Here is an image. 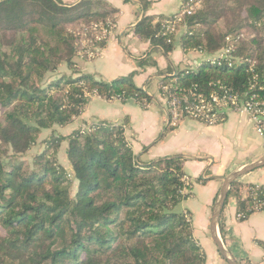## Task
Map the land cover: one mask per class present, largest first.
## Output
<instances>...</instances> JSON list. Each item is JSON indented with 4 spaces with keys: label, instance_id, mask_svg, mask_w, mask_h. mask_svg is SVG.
Wrapping results in <instances>:
<instances>
[{
    "label": "trees",
    "instance_id": "1",
    "mask_svg": "<svg viewBox=\"0 0 264 264\" xmlns=\"http://www.w3.org/2000/svg\"><path fill=\"white\" fill-rule=\"evenodd\" d=\"M141 3L147 10L149 2ZM121 13L107 0L0 1V264H206L183 207L193 194L186 159L143 163L126 136L129 117L84 123L67 136L54 131L40 153L24 159L44 131L74 123L93 97L144 110L153 103L135 81L157 66L152 53L109 82L81 71L78 59L93 60L105 49ZM178 14L144 15L133 29L153 52L168 55L179 45L205 56L196 70L162 80L163 99L225 90L264 97V0H202L179 34L167 33L165 21ZM63 142L71 170L59 161ZM257 199L264 201V184L237 179L224 210L234 200L244 221L264 209ZM219 229L225 241L221 221Z\"/></svg>",
    "mask_w": 264,
    "mask_h": 264
},
{
    "label": "crops",
    "instance_id": "2",
    "mask_svg": "<svg viewBox=\"0 0 264 264\" xmlns=\"http://www.w3.org/2000/svg\"><path fill=\"white\" fill-rule=\"evenodd\" d=\"M64 1L76 3L80 0ZM107 1L121 9V16L100 55L90 61L78 59L81 71L109 82L137 70L138 59L152 53L157 66L140 72L135 76V81L153 97V103L144 110L134 102L122 103L93 97L86 111L74 123L54 127L53 131L67 136L84 123L98 119L120 122L129 117L126 136L143 163L168 156H183L187 175L193 183L192 197L183 203V207L192 213L195 238L207 254L206 264H228L211 237L213 207L223 178L264 156V138L257 133L246 113L229 114L225 122L217 125H206L195 119H182L176 125L170 123L164 99L159 93L162 80L176 75L179 70L198 68L205 56L195 51L184 52L179 45L168 55L162 50L153 52L151 44L136 37L133 29L144 15L166 17L176 14L183 0H147V10L141 0ZM156 84L158 96L149 91ZM171 126L174 128L171 129ZM67 148V142H63L59 161L71 170ZM238 180L244 184H264V166ZM220 221L225 228L223 242L237 264H264V247L259 243L264 242V209L239 221L236 202L230 200ZM219 235L222 236L220 229Z\"/></svg>",
    "mask_w": 264,
    "mask_h": 264
},
{
    "label": "built area",
    "instance_id": "3",
    "mask_svg": "<svg viewBox=\"0 0 264 264\" xmlns=\"http://www.w3.org/2000/svg\"><path fill=\"white\" fill-rule=\"evenodd\" d=\"M201 2L202 0H183L180 11L176 13L179 14L174 19L165 21L166 32L179 34L177 27L181 26L184 16L192 15L200 8ZM183 32L186 30L184 29ZM103 35H107L106 30ZM227 53L230 55V49L226 50L224 54ZM222 57L229 59L227 55ZM227 64L232 66L233 62L227 61ZM164 103L168 110L170 123L173 125L184 118L195 119L207 125H217L224 121L229 114L246 113L253 121L257 133L264 138V97L261 98L258 94L244 98L225 90L223 94L214 93L209 98L199 95L195 96L193 100H190L188 96H171L168 99L164 98ZM82 129L84 130L86 127L83 126ZM185 179L187 182H191L188 176H185ZM247 191L249 190L247 189ZM255 202L258 208L264 205V201L259 199Z\"/></svg>",
    "mask_w": 264,
    "mask_h": 264
},
{
    "label": "water",
    "instance_id": "4",
    "mask_svg": "<svg viewBox=\"0 0 264 264\" xmlns=\"http://www.w3.org/2000/svg\"><path fill=\"white\" fill-rule=\"evenodd\" d=\"M263 166H264V156L260 158L258 161H255L241 169L236 170L230 175L225 176L223 178L224 179L223 185L215 200L212 217H211V225H210L211 237L215 242V244L217 245L220 254L227 261L228 264H237V261L235 260V258L229 251L228 247L225 245V243L223 242V240L219 235V222L225 207L230 186L232 182L237 180L239 177L247 174L250 171L261 168Z\"/></svg>",
    "mask_w": 264,
    "mask_h": 264
},
{
    "label": "rangeland",
    "instance_id": "5",
    "mask_svg": "<svg viewBox=\"0 0 264 264\" xmlns=\"http://www.w3.org/2000/svg\"><path fill=\"white\" fill-rule=\"evenodd\" d=\"M0 1H2V0H0ZM103 37H105L106 35H102ZM111 36V35H110ZM109 39H110V37H109ZM109 41V40H108ZM100 55V54H99ZM197 68H195V70H196ZM66 72L67 71V69H65V68H63L62 70H61V72ZM67 72H69V71H67ZM70 73V72H69ZM155 87H150V89H149V91L151 92V93H153V95H156V96H158V85L156 84V85H154ZM85 124H82L81 125V127H83ZM56 128V127H55ZM57 128H59V127H57ZM53 130H49L48 132L46 131V133L44 134V135H42V136H40V139H39V141H38V143H37V145L24 157V159H26V160H32V158L36 155V154H38V153H40L41 151H42V148H43V142H44V140L45 139H47L50 135H52L53 134ZM56 132V131H55ZM48 133V134H47ZM57 134H58V132H57ZM60 134V133H59ZM47 135V136H46ZM74 192H75V189H73V194H74ZM0 234H4V231L0 228ZM221 239L223 240V237L221 236ZM225 242V241H224Z\"/></svg>",
    "mask_w": 264,
    "mask_h": 264
}]
</instances>
